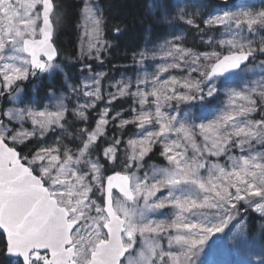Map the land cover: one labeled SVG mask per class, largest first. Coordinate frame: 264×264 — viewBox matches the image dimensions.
Returning <instances> with one entry per match:
<instances>
[{"label": "snow or ice", "instance_id": "1", "mask_svg": "<svg viewBox=\"0 0 264 264\" xmlns=\"http://www.w3.org/2000/svg\"><path fill=\"white\" fill-rule=\"evenodd\" d=\"M74 8L0 0V264H264V0H153L119 79Z\"/></svg>", "mask_w": 264, "mask_h": 264}, {"label": "trees", "instance_id": "2", "mask_svg": "<svg viewBox=\"0 0 264 264\" xmlns=\"http://www.w3.org/2000/svg\"><path fill=\"white\" fill-rule=\"evenodd\" d=\"M213 1L207 0L204 2L210 4ZM65 2L72 15L64 27L60 39L63 46L71 52L79 35L74 5L78 4L80 0H65ZM101 3L105 8V15L108 17L109 23L112 25L119 24L123 28L118 47L112 53V64L107 65L104 70L108 71L111 69L110 75L114 78L120 75L121 72H127L128 75H132L130 57L134 51L138 50V47L143 46L144 34L147 29V24L140 21L146 18L149 5L153 3V0H101ZM106 35L110 38L112 33L106 32ZM189 46L192 45L189 44ZM44 88L40 89V96H44ZM254 217L253 215L252 218Z\"/></svg>", "mask_w": 264, "mask_h": 264}, {"label": "rangeland", "instance_id": "3", "mask_svg": "<svg viewBox=\"0 0 264 264\" xmlns=\"http://www.w3.org/2000/svg\"><path fill=\"white\" fill-rule=\"evenodd\" d=\"M78 30H79V32H80L79 27H78ZM119 76H120V75L115 76V78H116V79H119ZM40 99L43 101L44 104L49 103V101H48L47 99H45V96H43V95L40 96ZM256 222H258V221L256 220Z\"/></svg>", "mask_w": 264, "mask_h": 264}]
</instances>
